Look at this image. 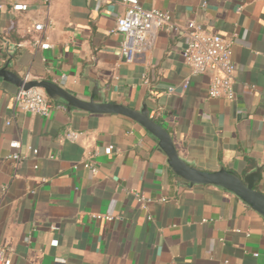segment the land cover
<instances>
[{
	"label": "crops",
	"instance_id": "obj_1",
	"mask_svg": "<svg viewBox=\"0 0 264 264\" xmlns=\"http://www.w3.org/2000/svg\"><path fill=\"white\" fill-rule=\"evenodd\" d=\"M139 2L168 11L178 29H155L128 60L121 34L109 32L124 10L119 0H51L48 14L41 0H0V67L82 97L96 79L106 101L135 109L145 101L181 158L240 175L260 167L255 187L264 192V0ZM191 19L234 39L233 100L209 98L211 74L192 76L184 64ZM37 37L49 47H34ZM16 90L0 80V243L12 264H264V218L223 188L185 185L140 125L56 102L48 116L14 111ZM70 130L81 133L77 141L65 138ZM12 140L28 155L18 165L5 159ZM94 148L91 173L83 164Z\"/></svg>",
	"mask_w": 264,
	"mask_h": 264
},
{
	"label": "built area",
	"instance_id": "obj_2",
	"mask_svg": "<svg viewBox=\"0 0 264 264\" xmlns=\"http://www.w3.org/2000/svg\"><path fill=\"white\" fill-rule=\"evenodd\" d=\"M48 14L51 6V0H41ZM98 2L104 0H95ZM124 6L123 12L116 18L110 33H119L122 36L120 41V50L124 53L128 60H133L134 56L141 52L148 45L151 35L155 29H165L168 32H174L178 29L171 20L168 11H162L156 8L145 9L141 6L139 0H119ZM200 6L205 7L206 0H200ZM1 6V5H0ZM12 9L17 11H25L28 5L25 2H13ZM49 27V21L46 23L37 22L33 25L34 31H43ZM182 34L186 37L185 44L182 48L183 62L190 69L192 76L210 73L209 86L207 96L209 98L223 97L233 100L235 90L233 86L235 63L232 58L233 38H223L217 33H213L204 29L201 23L195 20H188ZM33 46L36 48H47L49 44L41 38L33 40ZM189 79L185 78L181 83V88H187ZM174 88L169 87L168 92H173ZM53 107V102L37 88L28 89L18 88L13 95V110L20 112H30L48 116ZM81 136L78 131L70 130L66 132L65 138L68 141L75 142ZM12 149L7 154L6 160L18 165L20 161L28 155L22 153L20 142L12 140L9 143ZM33 157L38 155L36 148H28ZM113 146L108 144L102 148L104 154H110ZM100 153L96 148L86 152L87 159L83 166L88 168L91 173H96L97 167L95 157ZM34 168L38 165L33 164ZM44 179L42 178L41 181ZM139 202H145L142 195H135ZM96 217H104L107 220L112 219L109 215L97 214ZM0 264H12V252L6 242L0 243Z\"/></svg>",
	"mask_w": 264,
	"mask_h": 264
},
{
	"label": "water",
	"instance_id": "obj_3",
	"mask_svg": "<svg viewBox=\"0 0 264 264\" xmlns=\"http://www.w3.org/2000/svg\"><path fill=\"white\" fill-rule=\"evenodd\" d=\"M0 80L15 87L28 89L37 87L54 103L67 110H79L92 114H114L129 118L145 129L155 140L158 149L166 156V163L172 172L187 186L208 184L223 188L239 198L250 209L264 218V192L255 185L260 178V167L240 175L233 170L220 166L209 170L195 166L177 152L168 130L150 116V109L143 101L138 109L128 105L110 102L104 99L102 89L96 79H91V86L86 96H78L65 89L59 83L47 79H28L9 69L8 62L0 67Z\"/></svg>",
	"mask_w": 264,
	"mask_h": 264
},
{
	"label": "trees",
	"instance_id": "obj_4",
	"mask_svg": "<svg viewBox=\"0 0 264 264\" xmlns=\"http://www.w3.org/2000/svg\"><path fill=\"white\" fill-rule=\"evenodd\" d=\"M158 122V120H156Z\"/></svg>",
	"mask_w": 264,
	"mask_h": 264
}]
</instances>
